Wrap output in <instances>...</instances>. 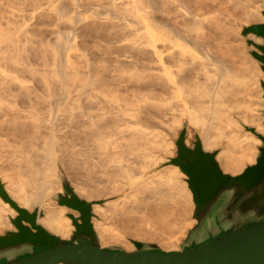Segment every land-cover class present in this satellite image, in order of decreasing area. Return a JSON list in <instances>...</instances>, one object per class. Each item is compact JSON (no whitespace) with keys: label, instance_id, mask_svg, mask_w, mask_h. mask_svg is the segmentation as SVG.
I'll return each mask as SVG.
<instances>
[{"label":"rangeland","instance_id":"rangeland-1","mask_svg":"<svg viewBox=\"0 0 264 264\" xmlns=\"http://www.w3.org/2000/svg\"><path fill=\"white\" fill-rule=\"evenodd\" d=\"M130 2L118 0L114 7L110 0H80L81 11L95 5L118 14V17L110 20L89 18L82 22L76 39L79 47L86 51L87 57L85 58L79 50L72 52L73 60L80 72L87 73L86 60L89 57L91 69L94 74L96 73L93 76L94 84L88 89L90 93L88 109L100 127L88 121L86 128H83L86 129L87 135L85 133L76 135L74 130L57 131L54 135L49 125L48 111H45L49 106L47 104L49 98L46 97L47 81L51 77L50 72H46L47 46L44 40H54L58 25L63 28L70 25L60 22L54 13L46 9V0H0V27L5 29V32L9 29L15 31V27H21L18 35H15L19 40L17 41L19 61L15 63L4 59L5 66L2 65L4 68L7 67L9 73H6L8 75L6 79H2L0 75L2 93L0 106L3 107L0 108V176L5 185L9 184V187L16 188L22 180L25 181L29 170L36 166L37 170L41 169L45 176L51 178L53 187L44 194L45 202L53 203L51 196L60 188L59 173H63L80 198L94 202L95 216L92 221L103 247L117 246L133 251L135 250L131 242L133 239L156 243L165 251H178L188 230L196 224V220L192 217L193 199L189 200L186 196L185 188L189 189L187 176L178 166L167 163L170 157L175 156L174 141L183 124L187 123V145H193L196 134L200 135L203 145L200 120L212 116L211 110L206 107L210 108L215 98L220 101L217 105L223 114L222 119H229L237 125L241 133L250 137L245 144L253 145L259 152L261 139L247 130L246 126H255L257 132L264 134V96L261 86L264 77L261 75L253 79L246 77L238 82L224 78L225 80L218 82L220 66L214 65L207 58L208 51L202 46L188 47L183 53L190 60L180 74L183 77V86L177 90L165 77L163 62L175 71L177 61L182 57L181 50L173 45L170 35L158 37L155 47L134 43V39L141 41L150 39V36L148 34L146 36L143 29H138L139 24L130 14H123V10L131 5ZM156 2L160 10L156 14L159 20L168 22L182 31L194 22L192 15L180 10L174 3L167 1L164 4V0ZM196 2L192 0L190 5L191 9L200 15L199 18L203 19L199 31L200 38L218 53L230 52L228 57L231 56L229 60H232L234 65H241L240 67L246 65L249 70L257 66L259 74L264 75L260 62L250 53L252 50L257 52L259 50L246 42L247 38L252 40L253 34L248 37L241 35L243 26L260 22L254 12L258 0H202L197 4ZM8 43L9 39H4L1 45L5 47ZM158 50L161 52L162 61ZM8 51L6 55L10 56L12 50ZM204 64L211 72L205 73ZM237 65L235 67L238 68ZM14 66H18L19 70ZM219 85L222 90L218 88ZM2 100H5L6 104ZM186 103L191 106L190 110H186ZM76 112L79 114L80 110ZM98 128L101 129L100 133L104 139L100 138L101 135L98 137ZM216 132L221 143L215 149L223 150L225 129ZM254 139H259L260 143L254 142ZM105 141L107 143H104ZM78 142L83 143L84 148ZM77 143L81 146L73 147ZM87 146L90 148L93 146L96 150L94 148L90 150ZM101 146L102 152L99 153ZM50 147L53 155L56 154L58 171L56 179L51 177L48 169L53 162V158L48 154ZM81 147L87 150L85 151L87 154H83L84 158L83 155H78ZM113 150L117 153L112 152ZM106 152H112V155ZM89 154L94 159L92 157L85 159ZM107 154L109 157H104ZM225 155L223 159L232 156L229 152ZM112 156H115L116 160L113 161ZM77 158L83 159L81 163ZM154 161L155 164L149 167ZM222 161L218 162L223 170ZM247 165L252 164L248 162L244 168ZM166 166L183 173L182 177L173 174V179L177 183L174 189L183 188L181 194L173 192L168 200L160 203L144 200L142 187L153 178L152 176L156 179L157 173ZM20 170H23L24 174L21 172L23 175L16 176L14 173ZM86 170H90L89 174ZM9 171L14 172V182L10 179L13 175ZM80 172L84 174L80 176ZM136 179L142 181L140 180L136 188H130V181ZM55 188L57 190H54ZM115 200L120 202L117 207ZM134 202L136 204H133ZM41 206L43 207V204ZM159 207L168 208L163 213V220L152 221L150 216L155 215ZM60 208L65 209L67 214L66 207L60 206L56 209ZM5 216L10 215L7 213ZM40 218L42 217L38 219ZM68 218L72 223L71 218ZM101 228H105L102 238L99 236Z\"/></svg>","mask_w":264,"mask_h":264},{"label":"water","instance_id":"water-1","mask_svg":"<svg viewBox=\"0 0 264 264\" xmlns=\"http://www.w3.org/2000/svg\"><path fill=\"white\" fill-rule=\"evenodd\" d=\"M264 16V10L262 11ZM254 34L263 39L257 44L246 39L251 55L264 72V21L243 26L241 35ZM264 96V80H261ZM264 115V110H263ZM261 139L256 162L237 175L223 172L216 157L220 149H203L199 134L187 145L188 127L183 124L175 139L176 165L187 176L197 223L191 227L178 251L162 250L156 243L131 240L135 250L117 246L103 247L94 229V202L80 198L69 180L59 173L60 188L44 202L27 209L7 192L0 178V197L16 212L9 216L15 229L0 233V257L6 264H264V134L246 126ZM68 209L75 230L63 239L39 222L47 207ZM210 240V241H209ZM80 241V242H79ZM36 247H47L35 251ZM28 254L26 259L19 256Z\"/></svg>","mask_w":264,"mask_h":264},{"label":"bare ground","instance_id":"bare-ground-1","mask_svg":"<svg viewBox=\"0 0 264 264\" xmlns=\"http://www.w3.org/2000/svg\"><path fill=\"white\" fill-rule=\"evenodd\" d=\"M110 1L112 5L115 7L116 2L118 0H110ZM130 1H131L130 2L131 5L127 6V8L123 10V14L125 13L130 14L134 18L136 23L139 24L138 29H143L146 36L147 34L150 36V39L146 38L145 40H141V41L139 39H134L133 41L134 43H138L140 45L144 43L143 45L148 44V45H153V47H155V43L158 37H165L167 35H170V40L173 43V45H175L181 50L182 57L178 59L177 61L178 64L176 65L177 69L175 71L171 70L170 66L163 62L164 64L163 73L165 77L167 78V80L174 84L177 90H180L181 87L183 86V80H182L183 77H181L180 74L185 64L189 63V60H190V58L185 56L183 53V50H185L188 47L198 48L199 46H202L208 51L207 58L214 65L220 66L219 67L220 71L218 72V77H217L218 82L223 81L224 78L231 79L234 82L235 81L238 82L241 78L245 79L246 77H249L250 79H253L255 76H258V75H261L262 77H264V75L259 74V70L257 66L255 68H252V70L251 69L249 70L248 66L243 65L242 67H240L241 65L239 66L235 63L237 66H239L238 67L239 69H238L237 67H235L236 65H234L233 61L229 60L231 57V56L228 57V55L231 54L229 51H228L229 52L228 54L225 51H224L225 53L224 52L218 53L212 50L210 46H208L200 38L199 31L202 28L203 19L199 18L200 15L191 9L190 3L192 0H164V4L167 1H170L174 3L180 10H183L185 13L193 16L194 22L186 30H183V31L171 25L170 23L163 22L159 20V18H157L156 14L159 8L157 7L156 0H130ZM194 1H197L199 3L202 2V0H194ZM45 4H46V9L54 13L60 22H65L70 25V27L68 28H63L60 25H58L54 40H49V39L44 40L46 44L45 46H47L46 48L47 71L46 72H50L49 76L51 77V78H48L49 81H47V87H48L47 92L48 93L46 95V97L48 96L49 98V101L47 103L49 106H47L48 109L47 108L45 109L46 112L48 111L47 115H48L49 125H51L50 127L52 129L53 134L57 131L66 132L69 130H74V132H76L75 133L76 135L78 133L79 134L85 133V135H87L86 129H83V128H86L85 126L88 121L90 122V124L98 126V124H96L94 120V116L89 114V109H88V103L90 101V93L88 92V89L90 85L94 84L93 76L96 73L94 74L93 70L91 69L89 57L86 60L87 61V73L82 72V71L80 72L79 68L75 64V61L73 60L72 52H74V50H79L81 51L84 57L87 54L85 50L79 47V45L77 44V39H76L78 35V29L80 25L82 24V22L86 21L89 18H99L103 20H110V18L112 19L113 17L114 18L118 17L117 16L118 14H113L106 8L101 7V6H95V5H91L81 11V9H79L81 8L80 0H46ZM249 5L250 4H248V6ZM197 6H200V5H197ZM255 6L256 7L254 8L255 10L254 12L257 14V19L260 22H263L264 16L262 14V11L264 10V0H258L257 5L255 3ZM19 28L21 27H17V28L15 27L16 29L15 31L8 28L9 30L5 32L4 31L5 29L0 27V32H1L0 33V75L1 77H3L2 79L7 78L8 75L6 73L9 71L8 69L6 70L7 67L5 68L3 67L5 63L4 59H7L9 61H14L15 63L19 61V59L17 60V55H18L17 41L19 40L18 38L16 39L15 37V35H18L19 33ZM251 38L257 44H261L263 42L262 38L257 37L254 34L251 36ZM4 39H9V42H10L6 44L5 47L2 46L3 44L1 45ZM18 46L20 45L18 44ZM8 49L12 50V53L11 54L9 53L10 56L6 55L7 54L6 52L8 51ZM157 53L160 56V60L162 61L161 52L158 50ZM204 70H205V73L210 71L205 64H204ZM250 73H252V75H249ZM80 76H81V79H79ZM208 78H210L209 74H208ZM23 85L24 84H22V86ZM218 88L222 90L220 85L218 86ZM27 91L29 92L30 90L27 89ZM0 95L2 96V93H0ZM213 100H214V104L210 105V108L206 107V109L211 110L210 113L212 114V116L209 117L208 119L204 117L200 120L202 124V130H203V135H202L203 148L206 151L214 150L215 148H217L219 144L221 143V141L218 139V134L217 132L215 133V131H220V130L225 129V132H226L225 149L220 150L218 152L216 159L217 161L223 160L221 166L225 173H229L231 175L240 174L244 170V165L246 163L249 162L251 164H254L256 162L258 151L253 145L245 144V142L249 140L250 137L247 134L241 133V130L239 129L237 125L233 124V122H231L229 119H226V120L222 119L223 114L221 113V109L217 105V103H219L220 101L215 98ZM3 103L6 104V101L4 100ZM0 108L3 109V107L1 106ZM190 109H191V106L186 103V110H190ZM77 110H80L79 114H77L76 112ZM126 114H129L132 116H138L136 114H130V113H126ZM215 114H216V117H215ZM81 120L84 122H82ZM75 122L77 124H75ZM98 129H99L98 137H100L101 135L100 138L104 139V137L102 136V133H100L102 132L100 131L101 129L100 128ZM254 142L260 143V140L254 139ZM78 143L74 144L75 146L73 147H76ZM104 143H107V141H105ZM80 144L82 145L83 143H80ZM81 145H78L77 147H80ZM82 147L84 148V145H82ZM82 147L81 149L84 150ZM87 147L86 149H88ZM92 148L96 150L95 147L92 146ZM92 148L89 147L90 150ZM81 149L79 150V153H78V155L81 154L80 156L85 154L86 153L85 151H87V150L82 151ZM94 149L92 151H94ZM99 149H97V154H98ZM51 150L52 149L50 147L48 154H50V156L53 158L52 159L53 162L51 166H48V169L50 171L51 177L55 178L56 171H57L56 158H55L56 154L53 155L54 153ZM72 150L74 151V149ZM95 152L96 151H94L93 153ZM101 152H102V146H101V150L99 151V153ZM112 152L117 153V151H114V150ZM112 152L108 154L112 155ZM228 152L231 153L232 156L228 157L227 159H223L226 156L225 154ZM108 154L104 157H109ZM80 156H77V157H80ZM88 156L89 157L85 159L92 157V156L90 157V154ZM102 157H103V154H102ZM114 157L115 156H112L113 161L116 160V157L115 158ZM83 158H84V155H83ZM77 160L79 159L77 158ZM82 160L83 159L79 160L80 161L79 163H81ZM109 160L111 161V159ZM153 164H155V161L152 162L150 166L149 165L147 166L151 167L153 166ZM12 169L14 168L12 167ZM88 171L86 170L87 173ZM21 172L23 173V170H20L19 172L17 171V173H14L11 171L10 173H12L11 175L13 176H11L10 179L13 181L14 174H16V176H18V174L19 176L23 175L24 173L21 174ZM82 174L81 172L79 173L80 176ZM173 174L180 175L181 177L184 176L183 173H180L177 169H174L171 166H166L163 169H161L157 173L156 179L154 176H152L153 178H151L150 181H147V183H145V185L142 187L141 193L144 196V200H148V202L151 200L152 202L160 203V202H164L168 200L171 197V195H173V192L178 195L181 194V190L183 188H178L177 190L174 189L177 183H175L173 179ZM50 180L51 178L50 177L48 178V176H45L44 172L41 169L37 170L36 166H34V168L30 169L29 172L27 173V178L25 179V181L22 180V182L19 183L18 187L16 188L9 187L8 186L9 184H8V185H5V188L7 192L9 193V195L15 201H17L22 207L30 209L37 204L42 205L45 202L46 194L44 193L48 191L49 189H52L53 187V184L51 183ZM137 180L138 179L130 181L129 183L130 188L132 189H134V187L136 188L138 186V183H140V180L142 181V179H139L138 181ZM54 190H57V188H55ZM185 191H186L187 198L189 200H192V193L190 189L187 190L185 188ZM137 199L138 198L136 197L135 201H137ZM116 201L117 200H115V202ZM119 203L120 202H116L115 206L116 207L119 206ZM133 204H136V203L134 202ZM167 209H168L167 207H163V208L159 207L155 215L150 216V219L152 221H162L164 217L163 213L167 211ZM7 213L10 216H14L17 214V212L0 197V231L5 228L13 229V225L10 222L9 217L5 216V214ZM38 222L43 227H45L47 230H49L51 233L61 238L69 237L74 228V226L70 222V219L65 214V209L63 208L47 209L45 215L42 218L38 219ZM104 231H105V228L104 229L101 228V230L99 231L100 238L103 237Z\"/></svg>","mask_w":264,"mask_h":264},{"label":"flooded vegetation","instance_id":"flooded-vegetation-1","mask_svg":"<svg viewBox=\"0 0 264 264\" xmlns=\"http://www.w3.org/2000/svg\"><path fill=\"white\" fill-rule=\"evenodd\" d=\"M210 241V240H209ZM80 242V241H79ZM45 249H47V247H44ZM43 247H36L34 248L35 251H41L42 249H44ZM28 257V254H24L18 257V259H26ZM7 260L4 257H0V264H6ZM67 264H72V263H67Z\"/></svg>","mask_w":264,"mask_h":264},{"label":"crops","instance_id":"crops-1","mask_svg":"<svg viewBox=\"0 0 264 264\" xmlns=\"http://www.w3.org/2000/svg\"><path fill=\"white\" fill-rule=\"evenodd\" d=\"M37 205H39V204H37ZM33 207H34V206H33ZM33 207H32V208H33ZM196 223H197V221H196Z\"/></svg>","mask_w":264,"mask_h":264}]
</instances>
